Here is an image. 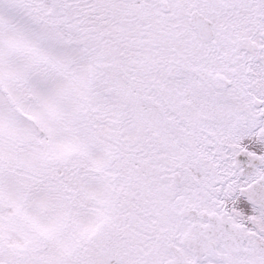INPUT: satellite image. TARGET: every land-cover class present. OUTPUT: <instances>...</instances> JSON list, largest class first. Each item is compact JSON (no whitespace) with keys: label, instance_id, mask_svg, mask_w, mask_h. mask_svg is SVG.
Returning a JSON list of instances; mask_svg holds the SVG:
<instances>
[{"label":"snow or ice","instance_id":"1","mask_svg":"<svg viewBox=\"0 0 264 264\" xmlns=\"http://www.w3.org/2000/svg\"><path fill=\"white\" fill-rule=\"evenodd\" d=\"M0 264H264V0H0Z\"/></svg>","mask_w":264,"mask_h":264}]
</instances>
